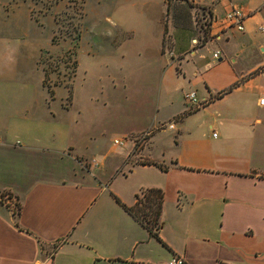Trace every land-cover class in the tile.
Masks as SVG:
<instances>
[{"label":"crops","instance_id":"crops-1","mask_svg":"<svg viewBox=\"0 0 264 264\" xmlns=\"http://www.w3.org/2000/svg\"><path fill=\"white\" fill-rule=\"evenodd\" d=\"M184 3L192 11L188 22L178 10ZM164 5L154 26L130 29L129 46L142 50L146 79L156 78L162 102L173 71L180 76L178 105L141 138L128 133L133 141L126 148L105 147V129L72 104L71 88L55 105V92L32 85V71L23 73L18 52L1 51L0 264L257 262L251 227L264 223V45L262 59L245 67L231 56L230 38L253 45L254 31L264 33V0ZM231 7L244 15L240 32L221 25ZM212 45L218 49L204 57ZM240 46L236 57L245 53ZM119 60L125 68L117 82L125 92L132 69L122 72L133 58ZM33 70L40 72L37 63ZM189 92L204 105L190 110ZM92 160L97 166L87 171ZM146 189L162 192L160 241L114 199L131 207Z\"/></svg>","mask_w":264,"mask_h":264},{"label":"rangeland","instance_id":"rangeland-1","mask_svg":"<svg viewBox=\"0 0 264 264\" xmlns=\"http://www.w3.org/2000/svg\"><path fill=\"white\" fill-rule=\"evenodd\" d=\"M178 8L188 22L191 19L188 14L192 13L190 5L184 3ZM164 11V0H0V53L16 50L23 73L32 71V85L54 91L55 105L59 104L58 97L64 98L67 88H71L72 104L84 106L87 122L105 129V147L110 149L117 139L126 148L133 141L128 133H139L141 138L145 129L156 126L155 121L160 122L178 105L180 76L176 80L178 76L173 71L174 83L162 102L156 78L154 82L146 79L147 62L137 55L142 50L137 52L129 46L130 29L154 26L156 15ZM174 11L171 4L170 14ZM261 26L264 27V22ZM230 40L231 56L237 64L251 67L262 59L260 45H264V33L254 31L250 40L253 45L246 44L245 39ZM241 44L246 45L245 53L236 57ZM214 48L218 49L216 45L206 46L201 54L210 59ZM126 56L132 57L133 63L122 73L132 69L133 79L131 87L128 83L124 92L117 79H120L119 69L125 68L118 64L119 59ZM36 63L39 73L33 70ZM165 136L170 138L171 134ZM83 167L88 171L90 165L86 163ZM5 199V196L1 198ZM12 203L15 207L18 201ZM251 229L259 241L255 264H264V223Z\"/></svg>","mask_w":264,"mask_h":264},{"label":"trees","instance_id":"trees-1","mask_svg":"<svg viewBox=\"0 0 264 264\" xmlns=\"http://www.w3.org/2000/svg\"><path fill=\"white\" fill-rule=\"evenodd\" d=\"M135 198V204L131 207H128L121 203L116 197H114L122 209L126 211L135 221H137L151 237L160 241L158 237V230L161 226L159 218L163 200L162 192L158 189L141 190V192L137 194ZM141 198L142 200H139ZM15 207L17 209L15 214H18L20 210L19 204L15 205ZM216 264L227 263L217 261Z\"/></svg>","mask_w":264,"mask_h":264},{"label":"built area","instance_id":"built-area-1","mask_svg":"<svg viewBox=\"0 0 264 264\" xmlns=\"http://www.w3.org/2000/svg\"><path fill=\"white\" fill-rule=\"evenodd\" d=\"M211 1L213 3H222L227 0H211ZM243 19H244V15L241 13V11L236 7H231L225 12L224 16L222 17L221 25L225 28H234L240 32L243 30V25H242ZM261 31H264V29L261 28ZM219 55H220L219 51H215L213 52L212 57L213 59H218ZM184 100L190 104V110L198 109L201 106H203L205 103V102L199 101L196 98V95L194 92L186 93L184 95ZM259 102L260 104H264V99H260ZM0 142H1V138H0ZM113 144L119 147L123 145L122 141L120 140H114ZM89 165L95 168L97 166V162L95 160H92L91 162H89ZM168 264H183V262L180 258L175 257V258H172Z\"/></svg>","mask_w":264,"mask_h":264}]
</instances>
